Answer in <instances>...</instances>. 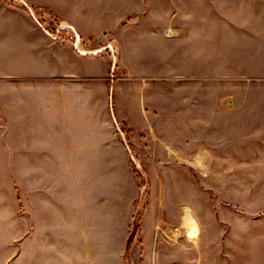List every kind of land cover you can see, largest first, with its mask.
Here are the masks:
<instances>
[{"label": "rangeland", "instance_id": "374dc122", "mask_svg": "<svg viewBox=\"0 0 264 264\" xmlns=\"http://www.w3.org/2000/svg\"><path fill=\"white\" fill-rule=\"evenodd\" d=\"M0 264H264V0H0Z\"/></svg>", "mask_w": 264, "mask_h": 264}, {"label": "bare ground", "instance_id": "6f19581e", "mask_svg": "<svg viewBox=\"0 0 264 264\" xmlns=\"http://www.w3.org/2000/svg\"><path fill=\"white\" fill-rule=\"evenodd\" d=\"M165 32H169L168 30H166ZM169 35V34H168ZM97 52V51H96ZM94 53V52H92ZM81 54H86V52L82 51ZM190 231H189V236L192 238L194 237L195 233H196V224L195 222L189 218L187 221H186Z\"/></svg>", "mask_w": 264, "mask_h": 264}]
</instances>
